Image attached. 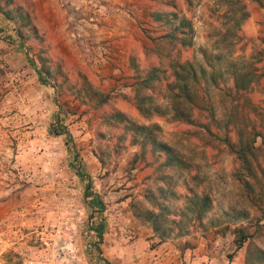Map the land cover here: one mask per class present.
Segmentation results:
<instances>
[{
  "label": "rangeland",
  "instance_id": "374dc122",
  "mask_svg": "<svg viewBox=\"0 0 264 264\" xmlns=\"http://www.w3.org/2000/svg\"><path fill=\"white\" fill-rule=\"evenodd\" d=\"M177 1L195 29L184 56L210 79L201 77L194 113L206 114L208 97L219 115L232 108L213 71L231 84L232 69L251 70L256 80L235 119L248 132L255 112L264 113V0H241L247 17L234 0H197L191 10ZM12 2L10 16L0 10V264H249L250 251L264 250V211L248 198L234 157L192 135L168 93L150 118L136 107L131 59L148 64L147 36L161 33L152 18L160 0ZM26 3L37 33L18 31ZM88 84L110 102L85 99L80 87ZM118 110L137 123H158L161 138L189 158L187 169L171 171L164 195L156 164L137 157L132 133L109 121ZM61 126L71 137L54 130ZM89 182L105 204L94 219ZM194 194L213 201L204 223L185 210ZM147 210L166 215V237L143 217ZM91 219L105 224L101 239ZM237 225L251 234L242 247Z\"/></svg>",
  "mask_w": 264,
  "mask_h": 264
},
{
  "label": "trees",
  "instance_id": "16d2710c",
  "mask_svg": "<svg viewBox=\"0 0 264 264\" xmlns=\"http://www.w3.org/2000/svg\"><path fill=\"white\" fill-rule=\"evenodd\" d=\"M196 1L185 0L187 8L191 10ZM9 2L12 0H0V10L10 16L13 12L7 8L10 5ZM233 2L236 5L242 4L244 17L249 15L247 6L241 0ZM29 5L26 3L24 9H18L23 14L18 31L28 29V31L37 33L36 14ZM16 7H20L19 4H16ZM152 18L161 33L157 36H147L150 40V44L145 46L148 64L142 65L134 56L131 59L136 78L135 103L137 109L144 117H152L161 109L160 98L163 94L168 93L177 119L191 125L192 135L198 137L207 146L220 148L234 157L238 164V174L242 179L243 187L248 192V198L253 205L264 211V113L255 112V120L248 132L241 130L235 120L240 97L250 89L256 80L253 72L247 69H232L230 72L232 83L229 84L227 79L220 82L217 73L213 71L211 80L214 87L229 99L232 108L229 107L225 116L219 115L208 97L204 98L206 114L202 112L195 114L194 108L197 107L196 100L199 97L198 87L201 77H205L206 83L210 79L208 80L207 72L203 66H196L194 62L184 56L185 51L194 45L193 20L183 13L182 6L177 0H160V4L152 11ZM38 71L43 78L42 70ZM89 85L80 87V90L82 89L84 92L82 94L86 95L85 99H90L98 106L110 102L109 94L91 88ZM107 116L113 124L121 125L126 133H132L135 143L141 146L137 157L145 161L151 159V162L156 164L154 165L156 167L154 182L156 189H159V195H164L162 194L166 192L164 185L170 184L171 171L187 169L190 165L189 158L177 147L161 138V126L158 123H137L120 110ZM54 130L71 137L65 126H61L60 129L54 128ZM153 191L154 194H150L154 198L153 202L159 204L160 200H156L158 195L155 190ZM85 196L94 209V214H92V219H94L95 213H101L104 210V201L92 189L90 182L87 185ZM188 202L185 210L189 217L199 223H204V217L213 205L210 196L194 194L188 199ZM142 215L153 223L157 231H162L163 237H166L170 228H162V221L166 222L167 220L164 213L157 214L155 211L147 210ZM92 219V230L101 239L105 224L101 221L96 224L92 222ZM246 230L247 228L243 225L234 227L233 231L237 235L238 247H242L251 237V234ZM248 261L249 264H264V250L250 251Z\"/></svg>",
  "mask_w": 264,
  "mask_h": 264
}]
</instances>
